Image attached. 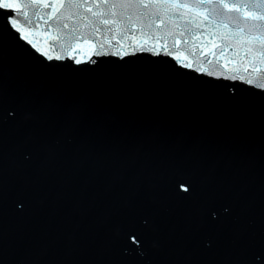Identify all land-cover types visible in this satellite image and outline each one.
<instances>
[{"label": "water", "instance_id": "obj_1", "mask_svg": "<svg viewBox=\"0 0 264 264\" xmlns=\"http://www.w3.org/2000/svg\"><path fill=\"white\" fill-rule=\"evenodd\" d=\"M6 19L0 11V252L2 251L4 255V257L1 256V260L22 259L23 261H18L20 264H84L92 254L102 252V264H106L109 259L120 264L122 261L116 254H107L103 251L111 246L125 250L139 249L146 245L150 246L147 242L155 241L158 238L157 234H161L162 241L169 240L171 242L173 240L171 236L173 229L178 230L181 241L186 248V245L192 242L189 237V231L193 227L192 223L202 216L201 211L199 207L189 210L180 204L178 210L182 215L183 222L178 223L176 220L172 222L165 217L166 213L161 212L168 206L166 203L167 196L163 199V203L158 205L149 203L144 209L136 212L130 209L131 202H137V197L122 198L119 205H123L124 209L120 213V206L111 204L112 195L104 198L102 196L103 192L97 193L93 195L91 200H87V203L81 206V212L77 215V218L81 216V222L78 225L75 223L72 229V223L68 221H57L56 225L41 224L32 213L31 221L27 222L25 220L24 217L30 211L29 203L34 200L29 193H35L36 199L52 195L48 192L50 190L63 192L58 206L62 204L61 210L70 213L73 206L71 204L76 201V198L82 199V196L90 191L84 187L78 188L73 181L65 180L61 174L56 173V165L51 164L50 159L44 157L38 147L29 144L31 137L34 135L36 115L34 103L35 100L38 101L39 92H42L43 89L39 83H31L33 79L26 74L24 68L27 66L34 67L35 65L31 64V57L35 59H39V57L30 49L27 43L20 40L18 35L9 28ZM12 51L21 52L12 55L10 53ZM15 61H19V66H12L16 63ZM41 62L46 66H50L53 71V68L60 69V64L65 63L67 66L65 76L67 77H69V71L74 70L72 67L74 65L69 60H60L55 66H52L45 59H41ZM11 63L12 65H9ZM30 70L33 75L38 74L36 70H32V67ZM80 70L82 74L87 76L85 67L81 66ZM78 82L87 84L84 80H78ZM103 84L96 82L93 86H104ZM112 85H114V82L106 83V86ZM96 90H99V88H96ZM78 91L83 96L93 95V91L82 84L78 86ZM122 92L125 93V91ZM114 96L111 107L104 116L94 115L88 117L99 120V123H105V120L114 113L115 107H120V103L124 102L122 94H115ZM258 97L260 102L250 101L248 105L244 100L241 103L227 102L219 105V109L215 113L218 119L215 120L223 126H229L234 121L237 127L231 135H229L230 131H226L222 135L212 136V133L209 132V126L206 124H202L200 127H183L178 125L176 121L169 119L164 122L165 126H161L162 119L159 118L156 119V122L151 123L149 121L140 122L134 116L128 117L122 123L114 119L113 122L116 125L125 127L127 135L135 138L136 142L144 135L138 131L140 124H144L147 132L159 135L162 139L161 143L164 142L166 146L169 139L163 135V128L171 131L173 126L177 125L179 131L176 132V135L179 140L173 145L174 148L189 144V148L195 150V148L201 149V144L204 143L206 150L214 149L219 151L220 157L231 159L232 171L239 175V179L236 180L247 183L253 178L258 180L260 182L259 187L264 189V94H260ZM116 100L119 102L115 103ZM94 103L95 100H89L85 104L87 107L70 108L72 115L82 112L95 113ZM102 104L101 101L100 105ZM145 104L147 105V102ZM226 106H228L227 109ZM98 107L102 112V107ZM133 108L135 109V106ZM243 112H245V115H243ZM187 114L189 115V112ZM50 117L52 122H56L55 113H51ZM77 119H80V117H77ZM77 125L78 122L73 127H77ZM95 126L96 124H92L90 128H86L85 134L95 147H102L105 138L101 132L93 129ZM36 129H40V127ZM61 129L65 133L62 135L64 138L63 144L56 147L60 150L72 135V129L69 127ZM42 135L54 138L59 136L60 132L59 130H53L52 126H48L44 128ZM203 155L207 157L205 153ZM210 156H213V153H210ZM153 161L156 165L160 164L159 158H154ZM202 165L208 167V160H203ZM205 167L202 168L203 171L207 170ZM58 182L62 184L63 189L56 188ZM161 187L147 193L144 200L150 199L152 201V199H155V202H158L160 200L158 198L159 192L164 190L167 193V184L163 183ZM121 191L134 192L131 187L121 189ZM36 193L39 196H36ZM199 202L205 206L201 197L194 202V205H198ZM88 207L90 217L87 213ZM14 208L19 210L16 216L12 215ZM128 211L133 213L127 217L121 215ZM134 213L140 217L133 216ZM156 215H160V217L158 218ZM142 220L149 222L152 227H157L158 233L149 232L145 226L136 224ZM8 222H21V226L17 229L21 234L19 238L15 237L16 230L14 228H11L10 231L5 232V236H2V231H5ZM250 226L254 225H247L244 230H239L224 238L209 241L203 247H198L196 260L192 263L183 259L170 264H264V228L259 227L260 223L255 224L257 226L255 228H250ZM48 228L54 230L55 234L49 245H45L42 236ZM77 229L80 233L92 230L91 235L80 236L77 234ZM38 231L41 235L38 236V244L36 245ZM254 241H257V243ZM10 244L17 247L15 252L7 251ZM235 258H240L239 262L234 263ZM133 262L129 261L127 264H140ZM145 264H154V262Z\"/></svg>", "mask_w": 264, "mask_h": 264}, {"label": "snow or ice", "instance_id": "obj_2", "mask_svg": "<svg viewBox=\"0 0 264 264\" xmlns=\"http://www.w3.org/2000/svg\"><path fill=\"white\" fill-rule=\"evenodd\" d=\"M184 186L183 185H181V188H183ZM186 190V189H185Z\"/></svg>", "mask_w": 264, "mask_h": 264}]
</instances>
